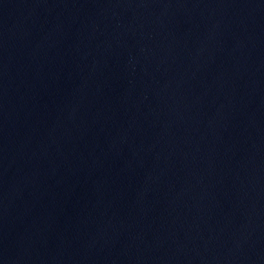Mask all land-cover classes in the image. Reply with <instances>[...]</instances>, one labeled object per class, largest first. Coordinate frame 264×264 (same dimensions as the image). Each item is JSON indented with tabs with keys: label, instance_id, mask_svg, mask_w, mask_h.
<instances>
[{
	"label": "water",
	"instance_id": "95a60500",
	"mask_svg": "<svg viewBox=\"0 0 264 264\" xmlns=\"http://www.w3.org/2000/svg\"><path fill=\"white\" fill-rule=\"evenodd\" d=\"M150 264H264V109Z\"/></svg>",
	"mask_w": 264,
	"mask_h": 264
}]
</instances>
